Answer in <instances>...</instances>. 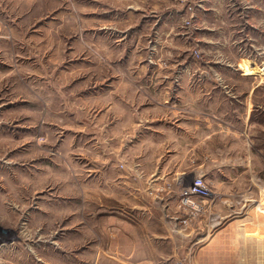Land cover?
<instances>
[{"label": "rangeland", "instance_id": "374dc122", "mask_svg": "<svg viewBox=\"0 0 264 264\" xmlns=\"http://www.w3.org/2000/svg\"><path fill=\"white\" fill-rule=\"evenodd\" d=\"M170 72L208 78L205 144L141 141L144 118L173 115L155 110L171 102L155 79ZM198 159L213 235L226 226L214 203L230 202L213 170H238L232 241L194 239L196 257L177 236L153 264H264V194L249 185H264V0H0V264H149L120 248L140 222L123 181L145 189L138 203L175 195L178 217V178Z\"/></svg>", "mask_w": 264, "mask_h": 264}, {"label": "crops", "instance_id": "0c3cea01", "mask_svg": "<svg viewBox=\"0 0 264 264\" xmlns=\"http://www.w3.org/2000/svg\"><path fill=\"white\" fill-rule=\"evenodd\" d=\"M159 76H164L162 78H155L161 80L162 85L168 91V99L171 101L166 104H159L155 106L156 108H160L157 110H164L162 108H167L170 112L173 113L171 117L154 115L150 117L144 118L147 123V127L149 128L146 134L141 135L145 136L141 141H145V143L154 144V143H171L178 142V139L182 143H190L196 142L198 144H205L212 135H206V128L209 126L205 122L204 119L200 118V114L205 112L206 107V83L203 81L208 79L204 73H196V72H184V73H165L160 74ZM159 83L155 84L158 86ZM166 91V92H167ZM182 103V104H181ZM182 105V112H193L197 113L196 117L193 116H183L177 115L175 112H181L179 106ZM159 112L156 111V114ZM119 122L121 123L124 120L129 119L128 116L119 117ZM138 118V117H137ZM134 119V117H132ZM133 121V120H128ZM142 120H140L141 122ZM143 122V121H142ZM186 131V132H185ZM127 143L133 144L137 138L140 137L137 135H129L126 136ZM142 137V138H143ZM148 138V139H147ZM178 138V139H175ZM195 138L197 140H195ZM136 143V142H135ZM200 155V154H199ZM156 157V155H155ZM199 161V159H198ZM229 168H223L220 166L217 169L213 170V188L216 192L220 193V195H228L230 199L229 204H227V199L223 202L214 203V208L216 211V215L220 217V220L225 222L226 226L224 231L221 230L216 231L211 234L210 228L206 224V218L202 219L198 222L197 228L191 231L186 232H175L172 229V224L175 218V205L174 200L175 195L170 194L167 196L166 200H164L161 204L156 203L154 200L148 201L147 203H138L137 199H141L140 197L145 199V189L141 186L131 185L130 187L127 184H131L130 182L124 183V189L130 188L134 195V200L136 199V204L132 206V211L130 212L129 221L136 222L140 221L138 224L139 232L136 233H125L124 237H131L134 242L130 244L120 247L124 249V254L140 255L145 254L149 255V264L156 263L155 258L152 257H172L175 254V241L177 240V236H181L183 239H187L189 241V251L191 252L194 246H196L197 241L193 242L194 239H200L199 242H205L206 240H210L208 244L203 246L201 250L209 248V245H212L216 240L221 241L222 236L232 241V236L234 233L232 231L233 225H235V221L233 216L235 215V210L231 204V199L233 197V191L237 189L239 185V173L238 170L229 165ZM246 170L243 173H246ZM192 180L196 175L203 174L207 180L209 173L204 169L203 162H198V166L196 171H192ZM182 175L185 173H181ZM178 174V176H181ZM123 176L127 179L130 178L129 172L123 174ZM251 180L249 185L254 186V190L259 194H264V185L260 180L261 184H258L259 179L254 175H251ZM176 177V178H177ZM175 179V178H173ZM156 180V179H154ZM208 181V180H207ZM223 206V209H227L228 212H223L220 208ZM219 208V210H218ZM137 221V222H138ZM136 222V223H137ZM196 230V231H195ZM229 231V232H228ZM213 235V236H212ZM212 236L211 239H209ZM137 240H141L144 245H139ZM148 241V242H147ZM193 243V244H192ZM192 253L197 257L198 252ZM144 264V263H142Z\"/></svg>", "mask_w": 264, "mask_h": 264}, {"label": "built area", "instance_id": "2783aa9c", "mask_svg": "<svg viewBox=\"0 0 264 264\" xmlns=\"http://www.w3.org/2000/svg\"><path fill=\"white\" fill-rule=\"evenodd\" d=\"M180 189L178 192V217L175 220L183 226L196 224L206 211V205L213 196V191L204 178L196 176L192 182L185 184L183 178H178ZM176 264H190L186 260H179Z\"/></svg>", "mask_w": 264, "mask_h": 264}]
</instances>
